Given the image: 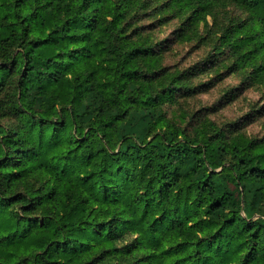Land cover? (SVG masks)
I'll return each instance as SVG.
<instances>
[{
    "label": "trees",
    "instance_id": "1",
    "mask_svg": "<svg viewBox=\"0 0 264 264\" xmlns=\"http://www.w3.org/2000/svg\"><path fill=\"white\" fill-rule=\"evenodd\" d=\"M208 70L264 98V0H0V264H264V135L179 105Z\"/></svg>",
    "mask_w": 264,
    "mask_h": 264
},
{
    "label": "rangeland",
    "instance_id": "2",
    "mask_svg": "<svg viewBox=\"0 0 264 264\" xmlns=\"http://www.w3.org/2000/svg\"><path fill=\"white\" fill-rule=\"evenodd\" d=\"M217 16H208L209 25L214 21H227L233 16H245L246 12L235 4L225 7H216ZM147 21H151L148 19ZM180 20L174 18L162 25L154 32L156 39L173 36L174 29L178 27ZM202 35H209L208 25L204 22L200 25ZM194 38L189 41L172 39L164 49V63L172 68L187 69L202 61L211 50L209 39ZM242 72L227 73L222 79H217L215 72L208 70L195 78L193 83L211 81L213 84L208 89L199 88L192 96H180L179 104L190 114H207L220 125H230L239 122L237 127L250 136L264 135V98L261 85H247ZM233 87H241L238 96L232 100L225 97V92ZM263 107V108H260ZM253 116L245 119L246 114Z\"/></svg>",
    "mask_w": 264,
    "mask_h": 264
}]
</instances>
